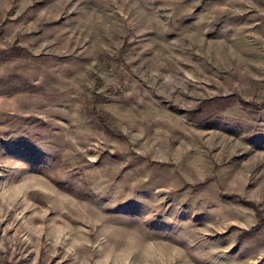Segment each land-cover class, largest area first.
I'll list each match as a JSON object with an SVG mask.
<instances>
[{
    "label": "rangeland",
    "instance_id": "1",
    "mask_svg": "<svg viewBox=\"0 0 264 264\" xmlns=\"http://www.w3.org/2000/svg\"><path fill=\"white\" fill-rule=\"evenodd\" d=\"M0 264H264V0H0Z\"/></svg>",
    "mask_w": 264,
    "mask_h": 264
}]
</instances>
